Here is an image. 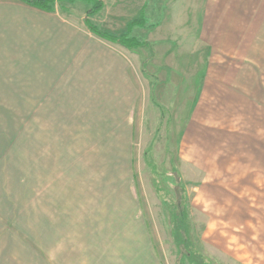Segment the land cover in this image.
Wrapping results in <instances>:
<instances>
[{"label":"rangeland","instance_id":"1","mask_svg":"<svg viewBox=\"0 0 264 264\" xmlns=\"http://www.w3.org/2000/svg\"><path fill=\"white\" fill-rule=\"evenodd\" d=\"M98 1L106 9L90 21L116 35L146 4L145 24L129 34L139 46L115 44L135 85L132 124L115 101L101 119V86L80 75L72 94L42 96L35 113L25 109V79L0 85V210L24 217L30 258L264 264V63L213 70L197 40L199 0ZM13 3L0 4V24L6 9L16 19ZM91 7L57 3L51 19L88 31ZM53 108L68 116L64 126L54 127Z\"/></svg>","mask_w":264,"mask_h":264},{"label":"crops","instance_id":"2","mask_svg":"<svg viewBox=\"0 0 264 264\" xmlns=\"http://www.w3.org/2000/svg\"><path fill=\"white\" fill-rule=\"evenodd\" d=\"M11 1L17 7L16 19L14 9H6L2 12L6 22L0 24V40L6 44L4 48L0 47V85L15 89L13 81L20 80L18 76L25 79L22 88H25V98L28 97L30 106L25 109L35 113V105L40 108L42 96L59 97L63 95L62 91L65 95L72 94L67 90L73 84L81 83L80 75L90 87L93 80L101 86L99 92L93 93L101 98L97 103L101 119L107 118L108 104L115 101L121 114L132 124L129 116L137 95L124 53L115 44L98 38L86 31L84 25L62 14L51 19L52 13L27 6L19 0L5 3L0 0V4L9 7ZM199 1L197 40L200 51L205 53L206 63L214 64L213 70L226 69L221 64H230L227 69L232 74L237 63H264V57L260 58L264 56V0ZM145 6L140 10V17ZM30 10L43 14L35 13L40 16L31 17ZM130 23L126 22V29ZM135 27H142V24ZM227 77L235 76L223 75V72L217 75L218 80ZM52 110L54 127L59 123L64 126L61 122H66L68 116L54 115L55 109ZM3 207L8 208V205ZM8 212L0 210V264H46L44 260L38 262L37 256L30 258L32 251L25 247L28 237L21 226L25 223L24 217H14Z\"/></svg>","mask_w":264,"mask_h":264},{"label":"trees","instance_id":"3","mask_svg":"<svg viewBox=\"0 0 264 264\" xmlns=\"http://www.w3.org/2000/svg\"><path fill=\"white\" fill-rule=\"evenodd\" d=\"M22 3L26 4L27 6L36 8L38 10L47 12V13H54L55 12V8L57 3H63V2H68L70 4H73L76 0H19ZM82 2L91 5V9H89L86 13V20H85V24L88 28V30L95 36H97L98 38L105 40L107 42L113 43V44H120L126 48H136L137 46H139V41H137L135 38L130 37L129 34L131 33V30L133 27L135 26H140V24H145L144 22V17H140L139 19L133 21L132 23H130L127 27V32L123 33V34H112L110 32H107V30H102L99 27H97L95 24H93L90 21V18L92 16H94L95 14L99 13L100 11H102L104 9V5L102 4L101 1L98 0H81ZM184 228H179L178 231V241L179 244L181 241L184 240V238L186 237V231ZM187 243V240L185 241ZM196 261V258H194ZM202 262V261H201ZM201 262L195 263V264H203Z\"/></svg>","mask_w":264,"mask_h":264}]
</instances>
